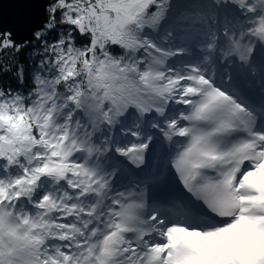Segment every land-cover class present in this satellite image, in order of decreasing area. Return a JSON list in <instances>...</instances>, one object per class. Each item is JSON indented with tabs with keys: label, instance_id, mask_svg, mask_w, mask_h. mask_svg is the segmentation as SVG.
I'll return each instance as SVG.
<instances>
[{
	"label": "snow or ice",
	"instance_id": "6c2138e0",
	"mask_svg": "<svg viewBox=\"0 0 264 264\" xmlns=\"http://www.w3.org/2000/svg\"><path fill=\"white\" fill-rule=\"evenodd\" d=\"M22 3L0 264H264V0Z\"/></svg>",
	"mask_w": 264,
	"mask_h": 264
},
{
	"label": "water",
	"instance_id": "95a60500",
	"mask_svg": "<svg viewBox=\"0 0 264 264\" xmlns=\"http://www.w3.org/2000/svg\"><path fill=\"white\" fill-rule=\"evenodd\" d=\"M27 6L22 3V0H0V16L5 20L25 11Z\"/></svg>",
	"mask_w": 264,
	"mask_h": 264
}]
</instances>
